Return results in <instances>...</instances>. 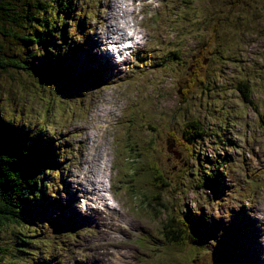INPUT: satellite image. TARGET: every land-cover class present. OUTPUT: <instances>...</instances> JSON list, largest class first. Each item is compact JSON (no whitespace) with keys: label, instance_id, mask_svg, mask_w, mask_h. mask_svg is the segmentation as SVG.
I'll return each instance as SVG.
<instances>
[{"label":"rangeland","instance_id":"374dc122","mask_svg":"<svg viewBox=\"0 0 264 264\" xmlns=\"http://www.w3.org/2000/svg\"><path fill=\"white\" fill-rule=\"evenodd\" d=\"M61 1L66 5L69 0H48L49 9L58 11ZM92 1L97 6L96 19L88 21L90 44L64 61L81 80L69 84L55 73L32 77L22 69L8 74L0 70L2 111L6 108L8 116L16 117L20 108L15 104H25L30 125L21 129L34 134V146H50L54 133L61 145L64 140L70 145L64 174L57 180L59 196L53 195L62 197L63 220L71 222L75 236L62 254L63 264H106L98 249L107 242L117 243L111 251L128 264H217L212 253L197 255L183 244L179 231L180 238L172 241L161 205L171 219L183 221L184 213L199 238L207 237L205 221L210 226L211 219L229 224L235 217L242 225L247 221L250 234L238 259L241 264H264V0H155V8L145 13L139 12L140 5L131 6L137 4L134 0L124 1L115 13L110 0ZM171 1L175 3L169 6ZM126 9L135 10V27L145 35L140 49L128 48L135 36L128 33ZM15 12L21 19L25 16ZM57 17L51 23L59 25ZM113 27L125 34L120 44L109 38ZM65 29L58 30L60 45L54 36L48 37L51 45L46 43L56 60L62 58ZM21 46L8 53L16 54L7 59L13 67L21 68L15 64L18 58L24 65L52 64L51 58H41L39 45L31 46L29 55L36 56L28 60ZM57 64L67 75L64 63ZM83 85L95 90L85 94ZM62 117V132H48ZM192 124L198 125L193 131L199 134L191 135ZM59 149L54 147V156ZM102 152L107 153L106 162L99 163ZM181 156L188 167L177 171ZM219 161L229 164L217 170ZM94 163L100 164L101 175L87 183L94 176ZM102 177L107 191L101 189L97 196L93 188ZM47 184L45 179L29 184L35 208L46 202ZM34 228L32 224L26 231L39 232ZM16 232L6 228L1 246L9 248ZM146 237L149 249L143 243ZM45 241L52 253L56 240ZM34 250L43 253L46 247ZM255 252L258 261L251 258ZM30 253L24 255L27 260ZM11 258L5 264H16Z\"/></svg>","mask_w":264,"mask_h":264},{"label":"trees","instance_id":"16d2710c","mask_svg":"<svg viewBox=\"0 0 264 264\" xmlns=\"http://www.w3.org/2000/svg\"><path fill=\"white\" fill-rule=\"evenodd\" d=\"M48 0H0V70L5 73H10V70L22 69V71L27 72V74H56L57 77H62L68 81V83H74V81L65 74V70L58 65L53 67V63H62V58L56 60L54 58V53L49 56L50 53H47L46 43L51 45V39L48 37H55L57 45H60L58 42L59 35L62 31L58 32L59 28L65 29L63 33V48L65 44L66 48H73L75 45L74 42H69V36H73L76 40L80 38L79 30L76 33L71 34V28L66 22H70L75 18L76 10L78 9V0H69L66 5L61 1V5H57L58 11L56 9H49L51 6L47 3ZM23 2V8L20 9L18 4ZM54 4H56L54 2ZM17 9L20 13H25V16L19 18L15 12ZM47 12V14H46ZM60 16L59 25L51 23L52 20L56 21L57 17ZM44 15L42 19L41 16ZM48 15L51 18H48ZM221 18L217 17L215 19L221 25ZM219 25V26H220ZM239 27V26H238ZM42 28L43 30H40ZM46 29V30H45ZM22 32H25L24 36ZM247 34V32H243ZM249 33V32H248ZM17 39L12 43L10 40H13L11 37ZM40 41V43H39ZM33 44L39 45L38 52L41 54V58L52 59V64L46 61L37 62L35 66L23 62H19L20 59H16L15 64L21 68L14 66L7 59H13L16 57V54H9L15 56H9L8 53L14 51L15 49H21L23 45L26 51V60L31 57H35L36 53L29 55L30 48ZM82 45V43H81ZM80 48L70 49L69 52H76ZM13 67V69H12ZM24 68V69H23ZM34 73V74H33ZM56 77V78H57ZM243 88L247 91L246 87ZM248 92V91H247ZM248 96L251 97V93L245 96L248 101ZM15 106L20 108L17 110L19 116H8L7 109H4L2 116H0V230L6 229L8 227H13L17 229L16 234L13 236V241L10 243L9 248H4L1 246L0 238V264H5L4 259L9 257L16 261V264H57L56 257H54L57 247L59 246V240L56 235L57 232H66L65 229H61L62 224H57L54 219L50 218V211L54 209L53 205H49L48 194L53 193L57 189V185L54 180L58 179L60 169L58 168V162H52L51 157L53 154L50 152L49 146L35 147L31 140L24 138L23 130L21 127H28L30 125V119H28L23 110L25 104L20 101L15 104ZM0 107H2V102L0 100ZM16 112L14 114L16 115ZM1 112V110H0ZM10 112V111H9ZM8 117V118H7ZM10 117H14L12 123L7 122ZM26 117V118H24ZM64 117L60 118L62 120ZM59 120V121H60ZM58 124V123H57ZM190 130L191 135H196L193 130L199 128L198 125L192 124ZM200 130V129H199ZM50 131H55L53 127ZM203 130L199 139L202 140ZM34 135V134H33ZM224 142V141H223ZM31 143V144H27ZM51 143V142H50ZM225 146V144H222ZM180 165L177 168V171H183L184 168L188 167V163L184 160V157L179 158ZM41 165L39 170H35L38 164ZM52 162V163H51ZM43 170L45 171V180L48 181V184L45 186L44 194L46 196V204L41 205L38 208L33 206L34 198L31 196V191L29 190V184H32L38 181ZM49 171L53 174V180L50 181ZM146 175H149V172H145ZM43 180V178H41ZM51 189V190H49ZM162 207V208H161ZM159 209L162 215H165L168 218L169 222V233L168 236L172 237V241L179 239L180 235L182 238V243H188L192 249H194L197 255H202L204 253L212 252L215 259L219 260L220 264H234L236 250L233 246L239 245L241 242L237 238L235 233L231 235H225L221 237L218 241L217 248H213L210 251L208 245L203 243V237H197L194 233L191 232L188 223L186 221V216L183 213V221H177L169 218L171 216L169 210L166 206L161 205ZM148 208H152L148 204ZM37 210L38 213L36 212ZM147 211V210H146ZM147 215L150 217V213L147 211ZM50 221L53 229L49 224L46 223V219ZM151 218V217H150ZM32 224L35 225L33 233H29L26 229H31ZM167 230V227H165ZM177 231L180 232V235H176ZM58 235V234H57ZM70 237V235L68 234ZM48 238L50 241L53 239L56 240V246L54 247L53 252L49 251V245H47L45 238ZM168 237V238H169ZM225 238L227 241L233 239L232 244L223 246L221 240ZM39 243V245H37ZM40 246L46 247L45 252L37 253L35 249L39 250ZM52 247V246H51ZM10 249L12 250L9 253ZM63 250V249H62ZM31 251L30 256L27 260V257L24 255H29L28 252ZM196 257L195 259H198ZM56 262V263H55ZM212 264H215L212 262Z\"/></svg>","mask_w":264,"mask_h":264},{"label":"bare ground","instance_id":"6f19581e","mask_svg":"<svg viewBox=\"0 0 264 264\" xmlns=\"http://www.w3.org/2000/svg\"><path fill=\"white\" fill-rule=\"evenodd\" d=\"M124 1H126V0H110L109 5L111 6L112 13H115L118 8H121V4ZM154 1L155 0H134V3H137V4H134L133 6L140 5L141 6V10L139 12L140 13H145L146 11H149L150 9L153 8V6L155 4ZM126 10H127V12H126L127 15H126L125 20H126V24H128V27H127V30H128V28L129 29L131 28L130 26H131L132 18H135L137 16V14L134 13V11H131L129 9H126ZM171 13H172V8L170 9V16H171ZM110 30H111V32H110L109 38H111V39L115 38L116 44L122 43V39L125 36L124 32L119 31V30H117L114 27L111 28ZM133 35L135 36L136 33H133ZM109 42H111V41L108 39L107 40V43H109ZM66 46L67 45L65 44V47ZM65 47L63 48V52H62V60L63 61L66 60V58L68 57L69 54H72V53H68V52H69L70 49H73V48H70V47L67 48V49H65ZM130 47H133V44L132 43H130ZM100 52H101L102 55L104 54L103 51H100ZM119 52H120V48L118 47L116 53H119ZM46 57L48 58V55ZM102 64H104V62ZM55 65L58 66L57 63ZM0 110H1L0 116H2L3 111H2V108L1 107H0ZM7 120H8L7 122L12 123L11 122L12 120H10V119H7ZM23 134H24V138H27L28 140H31V143L33 142V138H34V135L33 134L29 135V133H25V132H23ZM31 143H27V144L29 145ZM108 151L109 150H107V152ZM106 155H107V153L102 152L101 156H98L99 163L106 162ZM200 164L205 165V162L204 161L203 162H200ZM91 168L93 170V173H94L93 175L94 176L93 177L89 176L86 179L87 183H89L91 181V179L97 177L98 175H101L100 164L98 165V164L94 163V164L91 165ZM41 178H43V179L45 178V171L44 170H43V172L40 175V177H39L38 180H42ZM103 178L104 177H102L101 180L98 181L95 184L94 188H93V190H94V192H95V194L97 196H98L99 191L101 189H102V191H104V189H106L105 181L103 180ZM129 180H131V179H129ZM245 222H247V221H245ZM210 224L212 226L209 225V222L208 221L205 222V226H207V228H206L207 237L203 238V240H202L203 243H206L208 245L210 251H212L213 248H217L218 241L221 238L220 236L231 235V232H234L235 233L237 230H239V227L242 226V224L241 225H238V224H235V223H233V224H219V223H216L215 225L212 224V223H210ZM215 226H218V228H216ZM11 228H13V227H10V229ZM13 229H15V228H13ZM5 230L6 229H4V228L0 230V238H1V240H2V233ZM116 230L118 232H124V228H123V230L121 228H116ZM254 230L257 231V228L255 227ZM14 235L15 234H13V236ZM240 236H242L241 237V240L242 241H245V238H243L245 236L243 234H240ZM233 241H234L233 239L227 241L225 238H223L221 240V243L223 244V246H227L228 244H232ZM116 246H117V243H112V242H107V243H104V244L100 245L99 246V249H98V251L100 252V257L104 259V261H105L106 264H128V263H126L124 261L117 260L116 255L114 254V252L111 251V248L116 247ZM125 248L126 247H124L122 245H120V247H119V249H125ZM208 253H210V252H208ZM211 253L213 254V251ZM112 254H113V257H112ZM134 264H137V263H134Z\"/></svg>","mask_w":264,"mask_h":264}]
</instances>
